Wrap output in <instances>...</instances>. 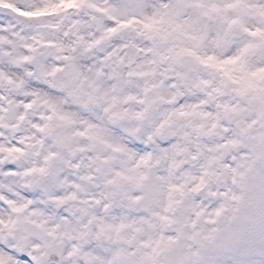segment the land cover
Returning a JSON list of instances; mask_svg holds the SVG:
<instances>
[{"label":"snow or ice","instance_id":"6c2138e0","mask_svg":"<svg viewBox=\"0 0 264 264\" xmlns=\"http://www.w3.org/2000/svg\"><path fill=\"white\" fill-rule=\"evenodd\" d=\"M261 160L264 0H0V264H186Z\"/></svg>","mask_w":264,"mask_h":264},{"label":"clouds","instance_id":"9594fccd","mask_svg":"<svg viewBox=\"0 0 264 264\" xmlns=\"http://www.w3.org/2000/svg\"><path fill=\"white\" fill-rule=\"evenodd\" d=\"M65 107L72 109L71 97ZM229 163L236 172H224L211 185L227 193L210 201V207L223 211L202 226L186 264H264V160Z\"/></svg>","mask_w":264,"mask_h":264}]
</instances>
